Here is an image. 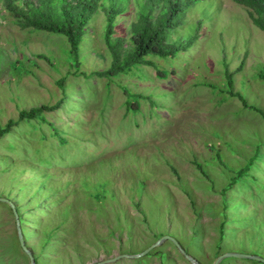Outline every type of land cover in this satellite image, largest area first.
Listing matches in <instances>:
<instances>
[{"label":"rangeland","instance_id":"374dc122","mask_svg":"<svg viewBox=\"0 0 264 264\" xmlns=\"http://www.w3.org/2000/svg\"><path fill=\"white\" fill-rule=\"evenodd\" d=\"M136 10L131 0L116 19L123 50ZM183 12L167 41L191 46L98 77L112 65L101 9L78 65L63 36L20 29L0 10V130L16 122L0 136V199L36 264H191L167 240L160 254L120 257L164 236L200 264L264 254V118L242 106L264 114V34L232 0ZM221 223L234 229L222 241ZM0 264H29L2 200Z\"/></svg>","mask_w":264,"mask_h":264},{"label":"trees","instance_id":"16d2710c","mask_svg":"<svg viewBox=\"0 0 264 264\" xmlns=\"http://www.w3.org/2000/svg\"><path fill=\"white\" fill-rule=\"evenodd\" d=\"M130 1L0 0V10L9 13L20 29L43 31L63 36L68 43L70 56L76 62V65H78V50L84 30L92 16L101 9L105 19L104 41L112 57V65L103 72L94 73L98 77H111L115 74L129 71V69L135 66H151L153 63L146 59L147 57H170L191 46L193 40H189L185 45L169 43L167 41L168 32L178 26L176 17L179 14H184V9L201 0H132L137 8L136 19L129 25V38L123 50L122 39L114 37L115 23L116 19L125 13L126 8L128 9ZM232 1L247 11L251 23L264 34V0ZM261 77L264 76L261 75ZM232 84V79L229 78L228 86L232 88ZM242 106L255 111L264 118L261 110L247 105L245 101H242ZM56 108H58V105L51 107L42 106L29 112L22 111L19 113L18 121L31 118L38 112H50ZM15 123V121H9L5 125V129L0 130V136L6 134ZM233 185V183H230L223 190L224 193L230 190ZM19 221L21 226L20 218ZM225 226L224 223L220 225V241L224 239L226 231L234 230L226 229ZM153 253L151 252V254ZM155 253L160 254L161 252H158V248H156ZM253 254H262L264 256L259 251ZM162 256H164V261L166 262V255L162 254ZM34 261L36 264L35 258ZM224 262L226 260H223L219 264H223ZM250 263L263 264L252 260H250Z\"/></svg>","mask_w":264,"mask_h":264},{"label":"water","instance_id":"95a60500","mask_svg":"<svg viewBox=\"0 0 264 264\" xmlns=\"http://www.w3.org/2000/svg\"><path fill=\"white\" fill-rule=\"evenodd\" d=\"M2 200V202H6L12 209L13 215H14V219H15V227H16V233H17V238L19 241V245L21 247V249L23 250V252L25 253V255L28 257L29 259V264H35L34 261V257L33 254L31 252V250L26 246L23 235H22V230H21V226H20V221H19V217L17 215V212L15 210V207L12 203H10L9 201H6L4 199H0ZM165 240L172 242L177 249L180 251L181 255H183V257L191 264H200L198 261H196L194 258H192L191 256L187 255L185 253V251L179 246V244L177 243V241H175L172 237L169 236H164L161 239H159L158 241H156L153 245H151L149 248H147L145 251L134 255V256H129V255H123L120 257H124V258H133V259H137V258H141L143 256H145L146 254H148L149 252H151L153 249L159 247L161 245L162 242H164ZM117 257V258H120ZM227 258H236V259H245V260H252V261H256V262H260L264 264V259H262L261 257L255 256V255H249V254H243V253H225V254H221L219 255L213 262V264H219L220 262H222L224 259ZM115 261V258L113 259H109L106 261H101L98 263H94V264H107L110 262Z\"/></svg>","mask_w":264,"mask_h":264}]
</instances>
